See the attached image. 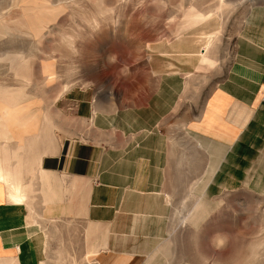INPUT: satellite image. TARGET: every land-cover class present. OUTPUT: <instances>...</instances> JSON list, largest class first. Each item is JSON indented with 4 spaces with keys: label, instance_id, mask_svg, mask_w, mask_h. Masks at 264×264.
I'll list each match as a JSON object with an SVG mask.
<instances>
[{
    "label": "crops",
    "instance_id": "crops-1",
    "mask_svg": "<svg viewBox=\"0 0 264 264\" xmlns=\"http://www.w3.org/2000/svg\"><path fill=\"white\" fill-rule=\"evenodd\" d=\"M252 43L243 40L244 48ZM195 49L176 41L164 55L191 61ZM244 53L183 132L190 155L195 146L205 152L196 174L206 183L203 197L237 186L264 192V57ZM172 65L152 67L163 73L157 104L134 106L131 114L117 106L125 94L109 87L69 89L46 109L13 104L17 89L0 88V264H42L51 229L58 263L65 257L68 264L166 262L159 252L174 164L158 125L175 106L173 86L181 85ZM62 232L76 238L62 241ZM61 246L69 255L61 256Z\"/></svg>",
    "mask_w": 264,
    "mask_h": 264
},
{
    "label": "rangeland",
    "instance_id": "rangeland-1",
    "mask_svg": "<svg viewBox=\"0 0 264 264\" xmlns=\"http://www.w3.org/2000/svg\"><path fill=\"white\" fill-rule=\"evenodd\" d=\"M261 31L264 0H0V88L17 89L13 104L46 109L69 89L109 87L125 94L117 106L131 114L134 106L157 104L163 73L152 67L172 62L181 85L173 86L175 106L158 125L174 164L173 185H165L171 213L159 252L163 264H264V192L237 186L203 197L206 183L196 174L205 152L195 146L192 164L191 145L182 142L187 121L243 63L244 52L264 57ZM247 38L253 43L244 48ZM176 41L196 48V61L165 56ZM54 231L42 264H68L67 257L55 261ZM69 234L62 232V241L76 238ZM67 249L61 246V256Z\"/></svg>",
    "mask_w": 264,
    "mask_h": 264
},
{
    "label": "bare ground",
    "instance_id": "bare-ground-1",
    "mask_svg": "<svg viewBox=\"0 0 264 264\" xmlns=\"http://www.w3.org/2000/svg\"><path fill=\"white\" fill-rule=\"evenodd\" d=\"M188 12V11H187ZM200 17V16H199ZM198 19V18H197ZM198 21V20H197ZM191 22V21H190ZM192 22H193V20H192Z\"/></svg>",
    "mask_w": 264,
    "mask_h": 264
}]
</instances>
